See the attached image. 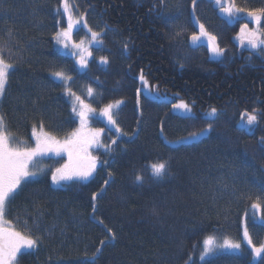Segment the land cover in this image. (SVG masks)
Returning <instances> with one entry per match:
<instances>
[{"label":"trees","instance_id":"16d2710c","mask_svg":"<svg viewBox=\"0 0 264 264\" xmlns=\"http://www.w3.org/2000/svg\"><path fill=\"white\" fill-rule=\"evenodd\" d=\"M231 1L246 9L264 7V0ZM71 2L88 12L95 29H105L84 71L53 39L66 24L60 0H0V48L14 63L0 100L6 131L20 146H32L33 128L41 125L54 136L70 134L78 124L73 104L79 107L65 91L70 88L95 112L122 101L115 120L124 134L91 118L104 129L100 145L108 150L93 151L99 165L86 182L54 186L52 172L64 157L40 160L42 172L5 209L15 230L41 239L38 248L18 254V264H85L97 248L102 251L95 264H185L190 256L189 264H262L264 254L254 260L243 238L247 227L255 242L264 243V223L251 207L259 199L264 215V51L237 39L241 25L250 29L252 23L243 16L230 23L216 0ZM192 10L224 49L220 59L190 45L198 31ZM101 56L109 63L100 64ZM56 71L71 79H55ZM141 72L160 93L191 105L193 115L176 114L170 101L142 91L138 97ZM212 108L217 116L205 117ZM252 109L259 119L246 130L238 121ZM209 122L201 139L172 144L208 129ZM157 161L169 166L161 180L147 167ZM208 237L241 243L242 249L201 260Z\"/></svg>","mask_w":264,"mask_h":264},{"label":"snow or ice","instance_id":"6c2138e0","mask_svg":"<svg viewBox=\"0 0 264 264\" xmlns=\"http://www.w3.org/2000/svg\"><path fill=\"white\" fill-rule=\"evenodd\" d=\"M164 0H160L162 4ZM196 0H193V4ZM217 6L220 11L226 14L232 19H237L236 13H245L251 22L257 25L254 30H249L248 23L241 25L240 33L237 39L243 44L245 41L250 49L260 48L264 51V30H262V21H264V7L246 9L243 7H237L235 3L229 0L228 6L225 7V0H216ZM60 7L63 9L64 16L67 17V27L62 28L60 31L56 32L53 39L60 44L63 48L68 49L69 44L72 45L74 49L78 50L79 58L77 63L82 67H87L88 61L85 58V53L87 56L91 57L92 52L86 48L85 41L82 39L79 43H75L72 40L73 31L83 21V28L87 29L90 33L91 40L89 44L102 43L103 32L94 31L87 23L85 16L81 15L78 18H74L71 13V7L68 0H60ZM207 36L209 41V51L216 56H221L224 54V49L219 47L215 43L216 37L210 35L204 28L203 24H200V35H193L191 37L193 43L198 42L201 37ZM127 48V45H125ZM3 48H0V96H3L6 90V85L8 83V78L14 69V63L7 61L3 56ZM77 52H72L73 56L78 55ZM109 61L107 57H100V64L106 65ZM53 77L57 80H70L71 77L66 76L62 71H56L52 73ZM140 81L143 88H149L148 81L145 79L143 72L140 75ZM66 93L74 97L75 101L78 102L79 108L76 104H73V112L79 117L80 128L71 132L68 137L64 140L57 139L54 135L43 131V125H41V133L37 135L35 127L33 128V139L35 141V146H28L25 142L21 141L23 146H16L12 142L10 133L6 131V121L3 115H0V264H18V253L22 250H32L38 248L41 244V239L39 237H33L31 234H25V232L15 230L11 224L12 222L5 218V209L12 202L15 196L18 194V190L30 179L35 177L38 173L32 170V165L38 157H43L49 153L55 155L67 154L68 160L61 167L56 168L52 172V182L53 184H58L61 181H68L73 179L87 180L93 172L96 170L98 158L96 156L88 153L87 149L92 147L93 144L100 145V137L104 132L103 128L88 129V121L90 120V114L94 113L96 110L92 108L89 104H86L80 96H77L74 92H71L70 88H66ZM141 89H137V94L139 97ZM93 89L88 88V94L92 95ZM122 101H116L114 104H107L104 108L100 110V114L107 118L109 124L115 126L117 133L124 134L122 129L116 126L117 122L114 119V114L112 109L118 107ZM139 104V99H138ZM173 109L176 111L191 112V108L188 104L183 101L179 103H173ZM208 115L215 117L217 115V110L212 108ZM246 118V119H245ZM258 115L256 109H252L251 112L245 110L241 113V122L247 127L251 128L258 122ZM212 123H208V131L211 129ZM196 134L194 133L193 136ZM113 144L116 143L115 140L112 141ZM264 143V140L261 141ZM108 150L107 145H100ZM148 169L151 171L152 178L161 180L164 179L169 174V166L167 161H157L149 164ZM111 176V173H109ZM137 182H142L143 177L141 175L136 176ZM107 184L108 181H105ZM98 198V194H93V211L96 210L95 201ZM251 207L255 210L262 211V205L259 199L253 202ZM103 223V220L100 221ZM108 234L115 239L114 232L109 229ZM244 240L247 242L249 248H251V255L253 258H260L264 254V243L256 246L249 234L247 227L244 228L243 232ZM204 250L201 254L200 259L203 260L205 255L214 254L215 248L219 247L227 250L241 251L242 245L238 242H233L229 239H225L221 245H213L211 237L206 238L204 241ZM101 245H105V241H101ZM195 248L196 246L193 245ZM102 251V248H97L96 252L92 257L87 258L85 264H95L97 259V254ZM191 256L185 264H189L191 261ZM264 264V261H262Z\"/></svg>","mask_w":264,"mask_h":264},{"label":"rangeland","instance_id":"374dc122","mask_svg":"<svg viewBox=\"0 0 264 264\" xmlns=\"http://www.w3.org/2000/svg\"><path fill=\"white\" fill-rule=\"evenodd\" d=\"M68 2H69V4H70V7H71V13H72V15H73L74 18H78V17H80L81 15H83V16H85V19H86L88 25H89L94 31H99V32H104V31H105L104 26H102V27H101L100 29H98V30L95 29V28H94V27L88 22V12H80V11H78L76 8H74V6H73L71 0H68ZM231 2H232V1H231ZM228 3H229V0H225V7L228 6ZM60 9H61V11H62V13H63V9H62L61 7H60ZM218 12H219V14H220L223 18L227 19L230 23H232V22H234V21L236 20V19H232V18L228 17L226 14L222 13V12L220 11V8H219ZM63 15H64V14H63ZM236 16H237L238 18L241 17V16H243L244 18H246L248 21L251 22L250 18H248V17L246 16L245 13H236ZM64 17H65V23H66V24H65V26H64L63 28H66V27H67V17H66V16H64ZM192 19H193V21H194L196 27L198 28V31H197L196 33H194L193 35H197V36H199V35H200V24L197 22L193 10H192ZM251 23H252V22H251ZM95 24H97V23H95ZM82 25H83V21H81L80 24L77 25V27L74 29L72 40H73V42H75V43H79V41L82 40V39L85 41V45H84V46H85L86 48H88V49L92 52L91 57L87 56L86 53L84 54L86 60L89 62L91 59L94 58L93 48L99 46L100 43H97V44H89V41L91 40L90 33L88 32L87 29L83 28ZM256 28H257V25H255L254 23H252L251 28H250L249 30H254V29H256ZM60 30H61V29H60ZM80 30H83V31H84V34H79V31H80ZM193 35H191V36L189 37V43H190L191 46H193V47H196V46H204V47L206 48L207 52H208V56H209L210 59L217 60V59H220V58L222 57V55H221V56L213 55V54L209 51V47H208V45H209V41H208L207 36H203V37H201V39H200L198 42L193 43V41H192V39H191V37H192ZM210 35H211V34H210ZM215 43H216V42H215ZM56 46H57V48H58L59 51H61L62 53L66 54V55H68V56H70V57L74 60V62L76 63V65H77V67H78V69H79L80 71H84V70L87 68V67L82 68V67L77 63V59L79 58V53H78V50H77V49H74V48L72 47L71 44H69L68 49L63 48V47H62L60 44H58L57 42H56ZM262 47H264V46H262ZM252 50H253V49H252ZM255 50L258 51V52L261 51L260 48L255 49ZM72 52H77L78 55H77V56H73V55L71 54ZM99 62H100V60H99ZM87 65H88V64H87ZM140 75H141V74H140ZM140 75L138 76V79H139V82H140V84H141V81H140ZM145 79H146V78H145ZM146 80H147V79H146ZM148 84H149V82H148ZM141 91H142L145 95H147V96H149V97H151V98H153V99H156V100H163V101H170V102H171V107H172L173 103H179V102H181V101H183L184 103L188 104V103H187L186 101H184V100L175 99V98L172 97L171 95H166V94H162V93H160L156 88L152 87L150 84H149V88H143L142 85H141ZM1 98H2V96H0V100H1ZM85 103H86V102H85ZM86 104H87V103H86ZM112 104H114V103H112ZM188 105H189V104H188ZM189 106H190V108H191V112L176 111V110L173 109V107H172V112H174V113H176V114H179V115H181V116H191V115H193V109H192L191 105H189ZM118 107H119V106H118ZM118 107H114V108L112 109V112H113V114H114V119H115V111H116V109H117ZM78 108H79V107H78ZM103 108H104V107H103ZM210 111H211V109L205 111V112H204V116L207 117V118H213L212 116L208 115V113H209ZM217 114H218V111H217ZM90 116H91V118H92V117H97L99 120H101V121L106 125V127H107L108 129H111V130L116 131V130H115V126L109 124L107 118L104 117V116H102V115L100 114V111H98V112H94V113L90 114ZM216 116H217V115H216ZM216 116H215V117H216ZM91 118H90V120L88 121L87 128L85 129V133H87L88 129L100 128V127H96V126H93V125H92V119H91ZM245 119H246V118H245ZM77 121H78L77 127H76L73 131H75L76 129L80 128V120H79V117H78V116H77ZM238 125H239L240 127L245 128L246 130H250V129H251V128L247 127L244 123L241 122V118H240V120L238 121ZM43 131H45V130L43 129ZM73 131H72V132H73ZM45 132H46V131H45ZM36 133H37V135H39V134L41 133V128L38 129V130H36ZM103 133H104V132H103ZM103 133L101 134V137L103 136ZM208 133H209V130H208V131H204V130H202V131L196 133L195 136H193V134H192V135H189L188 137L183 138V139L180 140V141L173 142L172 144H177V143H180V142H192V141H197V140L201 139L202 137L206 136ZM51 135H52V134H51ZM69 135H70V134H68V135H66V136H63V137H58V136H55V137H56L57 139H59V140H64V139H65L66 137H68ZM101 137H100V143H101ZM11 138H12V137H11ZM12 142H13L14 145H16V146H20V143H19L16 139L12 138ZM32 146H35V141H34V139H33ZM99 146H100V145L93 144L92 147H90V148L87 149L88 153H90L91 155L94 156V152H93V151H94L96 148H98ZM50 156H58V155H55V154L49 153V154L46 155V156L38 157V158L36 159V161H35L34 164L32 165V170H33V171H36V172L38 173L36 176H38V175L42 172V170H43V166L41 165L40 160L43 159V158H46V157H50ZM61 156L64 157V161H63V163H62V165H63L64 163L67 162L68 157H67V154H61ZM62 165H61V166H62ZM98 165H99V163H97V167H98ZM61 166H60V167H61ZM97 167H96V169H97ZM95 172H96V170L93 172V174H92L87 180H81V179H73V180H79V181H82V182H86V181H88V180H89V179L95 174ZM36 176H35V177H36ZM69 181H71V180H68V181H61V182L58 183V184H53V182H52V184H53L54 186H60V185H62L63 183H67V182H69ZM257 217H258V220H259L260 222L264 223V215H262L260 211L257 213ZM250 236H251V235H250ZM211 238H212V241H213V245H221V244H223V242H224V240H225V239H217V238H213V237H211ZM243 238H244V236H243ZM251 238H252V236H251ZM252 240H253V243H254L256 246H259L260 244H262V243L255 242V240H254L253 238H252ZM233 242H234V241H233ZM244 242L247 244V242H246L245 240H244ZM203 250H204V243H203ZM25 251H29V250H22L21 252H25ZM237 252H239V251H235V250H231V251H230V250H227V249H222V248L217 247V248H215V252H214V254H208V255H205L203 260L208 259V258H211V257H213V256H215V255H218V254H222V253H237ZM202 253H203V252H202ZM18 254H19V253H18ZM257 259H258V258H254V260H257Z\"/></svg>","mask_w":264,"mask_h":264}]
</instances>
